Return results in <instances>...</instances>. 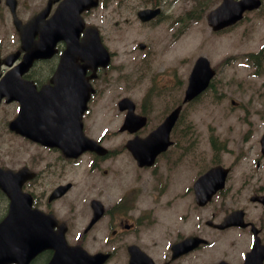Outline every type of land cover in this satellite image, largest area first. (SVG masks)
Returning a JSON list of instances; mask_svg holds the SVG:
<instances>
[{
    "label": "rangeland",
    "instance_id": "1",
    "mask_svg": "<svg viewBox=\"0 0 264 264\" xmlns=\"http://www.w3.org/2000/svg\"><path fill=\"white\" fill-rule=\"evenodd\" d=\"M151 1H106L103 8L88 18L94 20L95 17L109 49L114 53L112 82L102 94L104 97L98 112L106 114L111 107L117 112L115 105L118 99L130 96L138 105L152 99L159 113L163 107L171 106L175 97L183 94L198 56H207L218 70L215 79L218 92L202 96L189 111L194 139L178 137L174 159L163 161L161 169L159 163L156 168L144 172V204L147 206L144 212L155 213L151 228L157 232L169 224L177 226L179 221L182 222L180 215L191 209L190 199L193 197L192 190L186 194L184 190L190 188L194 180L215 162L233 168L228 188L242 187L244 202L256 187H264V157L259 144L264 134V74H256L252 62L244 57L245 54H255L264 46V5L260 10L247 14L235 28L214 34L208 26L207 14L219 1L199 13L197 8L202 0H156V4L164 9L163 20L142 25L136 12ZM44 2L30 0L26 7L37 11ZM210 4L211 0H208L202 6ZM24 9L22 3L21 10ZM2 15L0 24L5 25L0 26V40H14V27L6 16L7 9ZM140 43L146 44L148 50L141 51ZM101 84L99 80L97 85L101 87ZM232 101L237 105L234 106ZM12 116L13 106L0 109V126L4 127L3 135H0V158L19 167L26 163L32 149L17 153L10 148L18 144L17 139L6 133V124ZM120 121L121 116L116 114L114 124ZM127 138V135L110 132L105 142L108 147L119 150ZM212 139L220 146L218 153ZM123 162L122 156L117 164ZM258 163L260 167H257ZM88 173L89 167L84 163L85 180H88ZM133 177V169L126 165L122 176L114 180L122 182ZM2 202L0 195L3 211L5 204ZM249 211L257 217L261 209L251 207ZM194 212L196 218H206L204 210ZM237 237L235 233L224 235L223 231L214 237L218 248L213 262L227 256L225 258L233 264L242 263L243 255L250 249L252 234L244 231L240 247L235 246Z\"/></svg>",
    "mask_w": 264,
    "mask_h": 264
},
{
    "label": "flooded vegetation",
    "instance_id": "2",
    "mask_svg": "<svg viewBox=\"0 0 264 264\" xmlns=\"http://www.w3.org/2000/svg\"><path fill=\"white\" fill-rule=\"evenodd\" d=\"M101 1L103 2L105 0H100V2ZM93 11L95 10L91 9L90 11L83 13L84 18L86 19V27L90 25H96L95 21L87 20V17L90 16ZM86 27H84L79 35H77V32H74L71 37L69 35L71 31L68 30V25L65 26V36L56 38V44L52 48L55 50V52L52 57L36 62L18 80L19 85L17 89L23 91V94L20 95L21 100H25L27 97V93L25 92L26 89H32L34 92H40L44 87L47 91L45 98L51 104L62 105L69 99L74 100V96L72 94H63V90L68 88L70 84L72 87V84L75 83L77 84V88L80 86L83 88L85 84V73L87 77L91 76L93 73L92 69H87L85 71L82 68L83 61L81 57H79V53L82 50L81 42L83 41L86 34ZM102 42L105 45V40H102ZM143 48H145V51L148 50V47L146 46ZM65 52L69 53L71 67L63 70L61 75H57L56 73L60 64V59L62 58V55L65 54ZM79 66L81 68H79ZM109 70L111 74V68H99L97 77L90 80L93 87L95 88V93L90 100L91 103L95 102L102 91L100 87H98L96 81L101 80L104 82V85H102L103 88H106L109 84ZM5 71L6 69L2 67L0 74L3 75ZM75 76L77 77L75 78ZM33 97L36 98L40 96L35 93ZM3 103L9 105L13 104L15 109V115L13 118L15 117L14 119H20L21 101L18 103H7L5 100H2L0 105ZM13 134L17 138L28 142L30 146L34 145V149L30 153L29 160L27 163H25V165L27 164L28 167L36 173V177L30 181H27L24 185L25 189L28 190L33 197V206L49 214H54L57 218L64 215V208L60 199L57 198V200H50V196L55 191V189L67 182L70 171L79 167L77 165L82 160V156L76 159L68 158L64 156L63 152L57 148H49L35 143L18 133L13 132ZM105 218L106 220L104 222L101 220L96 224V226H98L97 228H93L91 230H81L82 240L79 242L80 245L84 247L92 246L95 252H108L112 255V259L115 258L118 248H128L132 244L146 251L155 248L156 241L153 240L152 237L146 232L149 231V229H137L136 224H134V226H130L126 219L117 222L115 205L109 206L106 209ZM245 218L247 221L255 222L261 228L260 233L264 240V224L261 222V225H259V223L253 219L249 213L245 214ZM116 226H120V228H116ZM92 232L94 235L93 238H90V233ZM71 233L73 234V230ZM169 240L170 238L167 237L166 242ZM49 258V253L42 254L32 264H39L41 260H43V264H45ZM171 263L172 261L170 258H168L167 260L163 261L162 264Z\"/></svg>",
    "mask_w": 264,
    "mask_h": 264
},
{
    "label": "water",
    "instance_id": "3",
    "mask_svg": "<svg viewBox=\"0 0 264 264\" xmlns=\"http://www.w3.org/2000/svg\"><path fill=\"white\" fill-rule=\"evenodd\" d=\"M79 2L82 0H74ZM261 0H224L223 3L209 15V22L214 29H219L221 26L230 25L242 18L245 10H251L260 7ZM66 6V12H67ZM153 11L146 10L143 13L146 15L144 20H148L153 16H147ZM91 40L98 41L100 43L99 36L92 37ZM86 60L88 59V43L86 44ZM99 50L105 52V49L98 43H95L92 47L91 61L97 63V66L102 63L100 60ZM35 55H29V58L24 62L25 65L32 63L36 58ZM105 63V62H104ZM196 75H200L199 72ZM203 82V81H202ZM193 91H200L194 89ZM125 105H131L128 100H123ZM26 108L24 110L23 118L30 112L35 117L33 123L19 122V125L29 129L36 133L46 134L53 138L55 144L68 151L70 155H77L81 151H85L88 148H93L95 142L85 137L84 139L75 138L73 135L77 132L76 118H71L66 112L62 114V120L54 121V117L58 112L65 108L64 105H55L49 103L43 98H31L26 102ZM134 106L132 105V108ZM15 122H13L12 127ZM55 138H62L56 140ZM51 143V142H50ZM134 152L135 148L130 147ZM15 174V173H14ZM10 171H2L0 169V186L11 197V208L8 218L0 225V264H8L9 262L25 260L29 255H34L41 249L50 246L48 242V236L40 234L39 230L47 229L45 225V217L35 211H30L29 202L28 207L24 208V203L27 197L21 193V185L19 181L10 180L8 178H14V175ZM36 239V244L34 242ZM23 242L24 247L21 249L17 244ZM256 245V244H255ZM256 247V246H255ZM254 247V248H255ZM259 249L255 248L254 252H258ZM70 256V252L68 254ZM53 264H78L76 259H66L63 262L57 261ZM25 264V263H21ZM221 264H228L222 262ZM245 264H257L255 259H250Z\"/></svg>",
    "mask_w": 264,
    "mask_h": 264
},
{
    "label": "bare ground",
    "instance_id": "4",
    "mask_svg": "<svg viewBox=\"0 0 264 264\" xmlns=\"http://www.w3.org/2000/svg\"><path fill=\"white\" fill-rule=\"evenodd\" d=\"M131 58V57H130ZM130 62V61H129Z\"/></svg>",
    "mask_w": 264,
    "mask_h": 264
}]
</instances>
